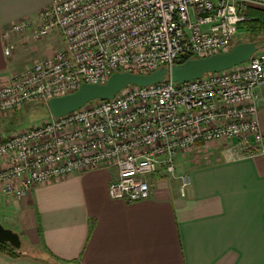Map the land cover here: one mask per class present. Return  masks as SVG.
Returning <instances> with one entry per match:
<instances>
[{"label":"built area","instance_id":"2783aa9c","mask_svg":"<svg viewBox=\"0 0 264 264\" xmlns=\"http://www.w3.org/2000/svg\"><path fill=\"white\" fill-rule=\"evenodd\" d=\"M249 0H51L36 20L5 31V54L17 38L52 34L63 46L0 85V114L46 103L86 83H104L117 71L150 73L181 56L229 51L250 17ZM17 37V38H15ZM264 51L248 62L184 83L171 78L128 86L63 116L0 140V185L23 197L39 183L77 172L116 167L112 199L150 196L149 175L176 172L175 158L203 144L237 140L242 152L264 154L259 118ZM184 194L191 176L181 177Z\"/></svg>","mask_w":264,"mask_h":264},{"label":"crops","instance_id":"0c3cea01","mask_svg":"<svg viewBox=\"0 0 264 264\" xmlns=\"http://www.w3.org/2000/svg\"><path fill=\"white\" fill-rule=\"evenodd\" d=\"M249 1L264 9V0ZM50 3L0 0V85L39 52L15 37L16 49L7 56L5 31L36 20ZM246 34L261 41L264 51V33ZM258 92L264 136V86ZM9 118L0 114V140L19 131L5 123ZM196 148L201 152L189 159L187 170L149 175L150 196L135 202L110 197L116 167L39 183L23 197L0 185V222L19 233L23 251H0V264H264V154L242 152L236 139ZM185 174L191 183L183 194Z\"/></svg>","mask_w":264,"mask_h":264},{"label":"water","instance_id":"95a60500","mask_svg":"<svg viewBox=\"0 0 264 264\" xmlns=\"http://www.w3.org/2000/svg\"><path fill=\"white\" fill-rule=\"evenodd\" d=\"M262 47L261 41H243L234 44L227 52L189 58L185 62L175 63L170 68L161 67L150 73L117 71L104 83L84 82L72 93L53 97L48 101L47 106L51 115L59 117L78 110L92 101L114 98L128 86H150L161 83L167 78L177 83H184L201 78L207 73L220 72L248 62ZM0 241L8 242L16 249L22 247L19 233L5 227L1 222Z\"/></svg>","mask_w":264,"mask_h":264},{"label":"rangeland","instance_id":"374dc122","mask_svg":"<svg viewBox=\"0 0 264 264\" xmlns=\"http://www.w3.org/2000/svg\"><path fill=\"white\" fill-rule=\"evenodd\" d=\"M241 34L237 36V38L241 39L243 41H251L249 40V37L246 36L248 31L245 28L240 29ZM263 37V35H258ZM251 38V37H250ZM238 40V39H237ZM31 43L37 47L38 53H35L32 55L33 60L31 63L35 62L37 59L40 58H45L47 55L44 53L51 51L55 52L59 48L63 46V39L58 35V34H52L48 36L47 38H44L39 41H31ZM236 44V43H235ZM31 57V56H30ZM30 63V64H31ZM49 108L46 103H36V104H30L26 105L25 107L20 108L17 111L11 112V118L6 120L5 123H10L9 127L12 129L13 125L14 128L16 129H25L33 124L41 123L44 120H47L50 118V114L48 113ZM209 144V143H208ZM206 148V147H205ZM201 151H198L197 148L191 149L189 151H185L180 153L176 158H175V165H176V172L181 171V170H187V167L190 166L189 159H193L198 155V153ZM200 156V155H199ZM204 157V156H201ZM161 171H164L165 174H168L165 170L161 169ZM5 227L4 223H2ZM10 228V227H7ZM12 229V228H11Z\"/></svg>","mask_w":264,"mask_h":264},{"label":"trees","instance_id":"16d2710c","mask_svg":"<svg viewBox=\"0 0 264 264\" xmlns=\"http://www.w3.org/2000/svg\"><path fill=\"white\" fill-rule=\"evenodd\" d=\"M247 15L250 17V19L245 21L240 26V28L243 26L255 35H260L261 33H264V9L249 6L247 9ZM189 58H191V56H181L177 62L182 63L188 60ZM48 113L51 116L50 111H48ZM0 251L12 255H18L23 253L22 247L20 249H16L10 243L3 241H0Z\"/></svg>","mask_w":264,"mask_h":264}]
</instances>
